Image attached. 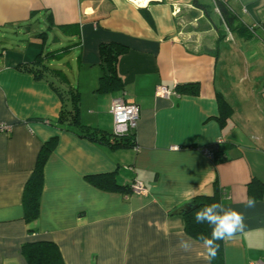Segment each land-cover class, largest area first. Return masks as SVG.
Segmentation results:
<instances>
[{"label": "crops", "instance_id": "obj_1", "mask_svg": "<svg viewBox=\"0 0 264 264\" xmlns=\"http://www.w3.org/2000/svg\"><path fill=\"white\" fill-rule=\"evenodd\" d=\"M215 1L197 0L208 18L194 0H0V123L11 126L0 133V264H27L21 248L34 240L54 242L65 264H209L199 241L176 248L178 234L190 235L174 210L214 183L247 226L223 240L224 263L264 264V0H218L236 17L229 26ZM102 44L119 51L117 88L100 87ZM46 48L63 50L47 63L77 89L85 127L111 133L110 103L122 91L139 106L131 144L57 127V92L23 67ZM160 84L169 97L155 95ZM51 138L39 216L28 224L23 188ZM97 175L126 188L100 189L88 178Z\"/></svg>", "mask_w": 264, "mask_h": 264}, {"label": "trees", "instance_id": "obj_2", "mask_svg": "<svg viewBox=\"0 0 264 264\" xmlns=\"http://www.w3.org/2000/svg\"><path fill=\"white\" fill-rule=\"evenodd\" d=\"M195 6L202 9L206 17L209 16V10L206 6L199 4L194 0ZM215 5L221 18L226 25H231L235 22L234 13L221 1L216 0ZM61 49L49 50L46 48L40 55H38L33 62L25 64L23 67L27 70L33 71L36 77L46 79L53 89L57 92L61 107L57 118V127L65 130H70L75 134L85 137L91 141L103 142L112 147H123L132 143L133 135L115 136L113 130L111 133L101 131L98 129H89L82 125L78 119V91L71 86L61 72L60 69L50 67L47 63L48 59H52L56 54L60 53ZM100 58L104 63V70L100 76V87L102 88H117L119 84L117 74L115 71V60L117 58L118 50L110 44H102L99 47ZM44 71H49L52 76H48ZM65 83V84H64ZM120 85H118L119 87ZM56 144V139L51 138L45 141L38 152L34 169L26 181L22 193V210L23 219L26 223H33L39 216L40 198L43 185V167ZM219 155L218 152L213 153V157ZM89 180L98 188L103 190H123L126 188L114 181L111 175H97L88 177ZM259 195L262 193V186ZM251 188V183H250ZM221 192L216 183L213 186V193L210 195H199L190 202L196 204V207L190 212L183 213L184 230L188 235L196 238L203 233L206 236L211 235V228L208 224H197L195 222L196 212L205 205L213 202H221ZM30 233L35 229L28 230ZM219 244L218 254L211 261V264H225L223 255V240L217 241ZM22 254L26 259L27 264H65L57 245L49 240H34L27 241L22 245Z\"/></svg>", "mask_w": 264, "mask_h": 264}, {"label": "clouds", "instance_id": "obj_3", "mask_svg": "<svg viewBox=\"0 0 264 264\" xmlns=\"http://www.w3.org/2000/svg\"><path fill=\"white\" fill-rule=\"evenodd\" d=\"M256 200L250 197L247 207H254ZM244 215L232 208H226L222 202H213L205 205L196 212L195 222L197 224H208L211 228V235L199 234L195 240L191 236L178 234L176 248L183 252H190L195 242L202 243L204 248V258L209 261L215 259L218 254L219 244L217 241L232 239L237 233L246 229Z\"/></svg>", "mask_w": 264, "mask_h": 264}, {"label": "built area", "instance_id": "obj_4", "mask_svg": "<svg viewBox=\"0 0 264 264\" xmlns=\"http://www.w3.org/2000/svg\"><path fill=\"white\" fill-rule=\"evenodd\" d=\"M136 7L146 6L151 1L161 0H127ZM172 91L165 85H157L155 87V95L167 98ZM110 113L112 115V130L115 136L133 135L136 124L139 118V106L135 103L128 102L125 98V93L122 91L119 95L114 97L110 103ZM10 125L0 123V133L9 132ZM209 157H213L212 153L208 150L205 151ZM130 189L139 194H145L146 188L140 181H134L129 185ZM248 264H262L261 262H249Z\"/></svg>", "mask_w": 264, "mask_h": 264}, {"label": "water", "instance_id": "obj_5", "mask_svg": "<svg viewBox=\"0 0 264 264\" xmlns=\"http://www.w3.org/2000/svg\"><path fill=\"white\" fill-rule=\"evenodd\" d=\"M195 207H196V204H194L192 202H188V203L183 204L181 207L175 209L174 212L179 213V214H183V213L190 212Z\"/></svg>", "mask_w": 264, "mask_h": 264}]
</instances>
